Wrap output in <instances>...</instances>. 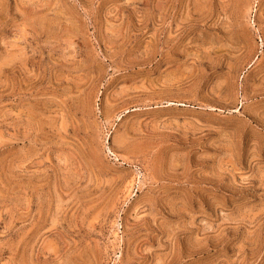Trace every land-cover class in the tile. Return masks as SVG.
<instances>
[{
    "label": "rangeland",
    "instance_id": "374dc122",
    "mask_svg": "<svg viewBox=\"0 0 264 264\" xmlns=\"http://www.w3.org/2000/svg\"><path fill=\"white\" fill-rule=\"evenodd\" d=\"M0 264H264V0H0Z\"/></svg>",
    "mask_w": 264,
    "mask_h": 264
}]
</instances>
